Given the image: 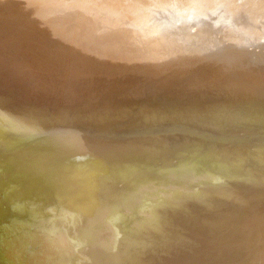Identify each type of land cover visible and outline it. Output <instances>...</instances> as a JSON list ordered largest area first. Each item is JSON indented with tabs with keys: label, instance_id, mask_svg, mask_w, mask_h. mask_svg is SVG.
<instances>
[{
	"label": "bare ground",
	"instance_id": "6f19581e",
	"mask_svg": "<svg viewBox=\"0 0 264 264\" xmlns=\"http://www.w3.org/2000/svg\"><path fill=\"white\" fill-rule=\"evenodd\" d=\"M27 1H30V4L36 5L30 9L31 11L33 9H35L34 10L35 16H38V17H42L44 15H46V16L51 15L54 17L57 16V18H56L57 23H59L61 21V18L64 19V16L60 15V12L57 13V10H59V9H57L55 7V4H53L52 2L64 1V5L66 4L68 6L69 5L72 6L70 8V10L72 8H74V11L71 13V15L68 16L67 18H65V21L68 24L72 23L71 21L73 18L75 20H77L78 23H81V22L84 23V22H86V20H88L87 19V13L92 12L93 16L91 17V19H89V23L87 21L88 31H87V33L85 32L86 36H83V37L80 36V38L77 37L78 39L77 40L75 39L76 40L75 42L69 43L65 46H60L63 44H60L58 42L57 43L56 42H54V43H43L41 48L38 49V52H39L41 58L46 59L51 64L53 63V65L57 66L56 69H58L60 71V75L63 76L62 78L64 79L66 85L69 83H71V84L73 83L74 85H77L78 90L80 89V91H81V89H82V91H83V92L81 91L79 93L80 94L79 96L82 95L81 98H83L85 95H90L91 97H93L95 99V103L93 105L87 107L86 109H83V110H87L89 112H86L85 114L80 113L78 116H71L68 114H63L60 116V114H58V112H57V116H55L56 114L47 115L46 113H44L42 111V108H41V106L43 107L42 102L45 100L44 98H46L45 101L50 100L48 97H45L48 93L46 90L53 91V92L57 91L56 92L57 98H58V96H61L65 90H67L64 88L65 85H63L62 80H60V78H58L59 74H57V73H59V71L58 70L55 71L54 69H47V71H45L42 78H40V87H41V89H44L41 91L47 92V93L46 92H44V93L41 92V93L45 94V96L41 95L39 93L38 97L35 99L34 95L33 96L31 95L36 101L30 102V104L29 103L26 104V103L21 102L19 104V106H17V105L10 106L8 104L7 100L3 101V104H5V106L7 107L6 109L3 110V113H5L3 115L8 117V119H10L13 122L14 126H16V124L19 125L20 131L18 133H15L16 136H14V138H12L11 140H4V141L2 140L3 133H0V194H3L2 200H0V205H3L4 203H6L9 200L11 190H9L7 192V191H5V188H6V186H9V183H11V187L14 188V186H15L16 188L19 189L20 192L23 191L27 195L28 199L30 200V207L29 208L31 209V213L29 215L30 217L28 219H25L21 215H14V212H12L13 213V215H12V214H10V211H5V212L0 211V264H96V262L98 261L97 257L99 256V254L102 255L101 246L106 242H107V244H109V247L107 249V253H110V255L108 256L109 258H107L103 262V264H113L114 263L113 257L119 258V261L121 263L130 262V264H131V261L133 262L135 260V258H133L134 257V249L132 247V245H133L132 241L134 240L133 237H135V236H132L133 233L130 234L129 237H127L126 234L121 236L120 233L123 234L124 231L122 230L123 232H121V230L119 231L117 229V226L119 225V223H122L123 222L122 220H124V219L125 220L131 219V221L134 222L135 226L140 228L139 229L140 231L143 229H148L150 227L152 229H154L153 230L154 234L156 233L157 240L161 244L160 248L167 251L170 254V256L173 258H176V255L178 254V251H179L178 247L180 246V243H182L179 241L180 240L179 234L182 235L186 239L185 241L188 243L187 245L190 248L198 247L199 242L197 240L198 238L195 235L197 233H194L195 232L194 228L196 229V227L193 224L194 222H191V221H194V220H192V215H193L194 210L197 209L198 207L200 208V207L206 206L208 203H217V204L223 203L228 198H230L232 200H236L237 203H239L240 199L244 195V191L246 190L245 186H244L245 190L242 189L243 186L241 187V190H243V191H241V190L240 191H237V190L233 191L232 187L228 189L227 188L228 186L227 185L225 186V184H227V183L226 182L224 183V181L222 179L223 177L220 176V174L217 175L216 174L217 172H213V171L202 172L203 175H198L199 178L204 176L207 179H213V182H211V184L209 186H213V185H215V186L219 185L220 186L221 184L222 185L224 184L225 187L221 186L222 187L221 189L213 190L212 192H209L206 190L205 191L206 195L202 199H200V198L196 199L195 198L194 199L195 201H192V203H190L188 201H187V203H185V201L183 203L178 202L177 198L184 196V194L186 195V192H188L187 195H192L193 192L195 193L194 190H196V188L191 183L192 182L191 176H190L191 173L187 169H183V168L179 169L176 176H177V178L180 179V182L183 181V182H185V185L188 186L186 192H182L183 190H181V188H180L181 183L178 180H176V181L174 180L175 184H172V185L167 183V179H170L171 175L169 174L168 171H166V173H165L161 170L163 153L166 151V148H167V147H165V143L160 139V135L163 132L162 128H159L162 130L154 132L153 137H150V138L146 137L141 141L133 142L134 144L131 146V149L134 150L133 151L134 155L131 152L130 156L125 157L126 159L123 163L118 164V165H113L111 168H108L107 170L103 171L104 173L101 172L102 170L101 171L99 170L100 168H96V167L92 168V169H87L86 171L81 168V161L83 159L82 140L84 139L85 135L90 136L93 140H95L96 146L100 147L102 144H104L103 138L106 137L105 136L106 133H104V132H107L109 134H110V132L112 133V130H115V128H118V126H120L117 124H119L118 122L121 120H123V121L126 120V121L131 122V123H136L137 121H142L144 118H146L149 120V122H150V120L153 122H157V121H160L163 118V116H165V115L166 116L167 115L172 116V114H173V115L180 116V118H181V115L183 117V114H184L183 112L188 113L187 112L188 110L190 112L189 117H192V118L188 119L187 118L188 116H186V117L184 116L185 118L180 119V120L185 119V120H189V122H190V120H192V122H193L194 121L193 115H194V118L195 117L197 118V119H195L196 120L195 122H197V125H198L199 120H200L201 124H202L203 120H206V123L208 121L210 123L215 122V123H213L214 126L216 124V125H218L217 127L219 128V124H221L222 123L221 121H223L225 119V117L227 116L226 118H227L228 122H230L231 125H232V123H233V125H235V128L233 130L234 131L237 130V135L239 134L238 130H240L239 128L238 129L236 128L237 126L242 128L240 130L241 132L245 133V131H246V134H250L248 136L250 138H251V136L253 138V136L255 134V133H253L251 135V132H250L251 130H252V132H256V134L258 132L264 133L263 131L255 130V129L259 130V128L264 127V0H240L239 3H233L232 2L233 0H125L126 3L128 2L129 4L133 2V6H136V7L135 8L132 7V9H134V11L137 15L135 13H133L132 12L133 10H131V9H129L131 11H129L128 9L125 10V8H127L129 4L127 6H125L124 9H122V8L120 9V7H122L121 3H119V6H113L112 4H110L111 2L109 0L96 1V5L95 6L92 5L91 7H83L82 4L85 0H57V1L27 0ZM86 1H89V0H86ZM150 1H152V2L150 3ZM117 2H118V0H117ZM13 3L24 5L27 2H26V0H13ZM61 4H62V2H61ZM130 5H129V8H130ZM17 6H19V5H17ZM60 6H63V4ZM23 7L25 8V6H23ZM14 8H15V6H14ZM148 9L153 10V11H151L152 14H151V12H149ZM127 10L129 12H131V14ZM6 11H9V12H6L7 15H10V13H12L13 16L15 15L13 7H7ZM60 11H62V10H60ZM126 11H127V13H126ZM143 11H145V12L147 11V14H150L151 16L153 15V19H157L158 15H160L158 17L159 18L158 20H160V22H161V17H162L161 15L164 16V14H165L166 16L167 15L170 16L169 19H167L168 26L166 25V22L164 21V23H165L164 27L165 28L163 26H158V24L160 22L157 25H152V24H151L152 26L147 25L148 29H149V27H151L152 32H154V31L162 32V30H164V33H160V34H162V36L156 35L155 32L153 34H151L152 32H149L150 33L149 37L151 35H153V36L156 35L154 40L153 41L150 40V41H152V43L154 42L153 44L155 45V48L159 47V49H157L159 52L162 51V56H160V59L158 60L157 64L162 66V68H164L165 70L176 71V69L177 70L179 69L180 70V71L178 70L179 72H181V70H183V69L186 70V68H185L186 66H184V63H186V61L181 60V58H178L175 55L172 57L173 52L174 53L176 52V49H175L176 45L178 47V44H179V47H180V43H181L180 41H184L183 46L181 45L182 47H180V49H182L184 47V43H185L186 46L184 48L187 49L189 46V48L192 49V53H190L191 55L189 53L188 54L191 57H193L194 55L198 56L199 58L202 57L203 63L207 67H210L208 69H211L212 67H214L215 63H217V60L220 58L217 55H219L221 52L220 47L222 45L226 44L225 38H227V42H228V45L226 44L227 49L228 50L233 49L231 52H229L230 54H228V57L226 59V61H228V64H229V68L237 69L240 72H242L245 80H247V81H254V80L256 82L259 81L258 83L260 84L261 87H263V90L256 92L257 93L256 96H258V97L255 99V96L254 97L252 96V92L249 93L248 91H246V89L245 90L242 89L243 91H240V92H243V95L241 94L242 98L240 99V102H239L240 104L238 103L239 105L237 104V106L234 105L232 107L231 103L236 104L237 102L232 101V99H234V98H232L230 100L227 97V92L225 91V90L228 91L227 82L225 81L226 79L224 80V84L226 82L225 87H227V88L225 90H224V88H218V90L220 89V91H218V94L220 96L217 94L216 98H215V92L216 91L214 90L213 96L210 94V92L212 93L213 92L212 91L213 86L215 87V84H213V82H214V78H215L214 76L217 77V75H214L212 73H215L216 70H215V72H213V70H212L211 73L209 72L208 74L205 73V75L200 74V73H202V71H201L200 73H197V74H196V72H195V74L193 73L194 77L196 78L195 81H193V82L197 83V84L198 83L202 84L203 88H200V89H201V91L203 89H205V90H203V93L199 92L200 89L197 90L196 92L192 91V94H190V96H189L190 98L188 97L189 100L187 98L188 101L183 99V96L184 95L186 96V94H184V95L182 94L183 95L182 99H183V101L185 100L184 103H185V106H187L186 108H189L188 110L187 109L185 110L184 106L182 107L183 110L182 109L180 110L181 106L177 107L178 110L173 108V107H172L173 109H171V110H169V109L166 110V109H163V107H161L163 104V101H161L162 103L160 104V102L158 100H157L158 106L154 105L156 102L154 104L150 105V103H147L148 101H145V103L142 102V104L145 105V106H142L140 103L141 101H139V104L141 105L140 108H141L142 112H134V114H132L134 107H131L132 106V104L130 103L131 100L122 103V101H120L122 99H118V98H117L116 102L119 101V103L116 106V108L109 107V108H106L105 110H103L107 106V103H106L107 99L110 98V96H108L107 93L112 91L111 92L112 96L115 97L116 96L115 94L119 95L118 94L119 89H120L119 85H121V84H120V82H118V80L112 81L110 84H114V85L107 87L106 85H103L102 83L97 82L99 80V78H102L101 76H104L103 74L100 75L98 73V70H100L98 67L99 66L98 61H102L104 59V61H106L107 63H111V65H113L112 64L113 61L117 62L116 64H118V65L119 64L121 65L123 63L122 65H124L126 67V69H125V75L126 76L124 75L125 76L124 78H126V79H124L126 81L125 84L128 86V88H129V86L134 87L137 84V82L140 79L139 73L141 72V69H140L141 68L140 67L141 62L143 63L144 60H146V58L145 57L141 58V56H140L141 59H144V58L145 59L143 61H139L140 59L138 60L137 56L134 55L135 53L137 55L138 52H135V48H137L136 50H138L140 44L138 47L136 44L135 48L132 45H131L132 48L130 47V49L129 48L127 49L126 47L128 45H130V44H128L129 43L128 38L129 37L132 38L130 35L128 36V34H129L128 32L130 30L129 28H131V23L133 21L132 26L137 24V23L140 24V21H142V20H139L136 17L139 14H141ZM101 12H106L107 16L103 17L104 19L97 17ZM190 12H194V15H196L195 18L199 19L198 20L199 22H201V23L203 22L202 24L198 23L200 25V28L198 27V29L200 31L197 32V34H195L196 37L193 39H191V37L188 39V37H189L188 31H191L190 32V34H191L194 30L191 28L192 26L189 27L192 30H189V28H188V31H185V30H187V29H185V28H187V27H185V24L187 25V23H184V26H183V28L185 30L174 25L175 22L178 23V22L182 21V20H180V19H182V18H180V15L185 17V14H186L187 16H190V17L193 16L194 17V15H190V14L188 15V13H190ZM208 12L214 13L213 14L214 17H206L207 15L206 16L204 15V17H203V14H206ZM145 14L146 13H144V17L147 16ZM178 14H179V17L174 16L175 19H177V20H175L173 15L177 16ZM35 16L27 15L26 12H24V13L18 15L17 17H14L13 22L21 21V22H19V24L25 25L27 28L33 30L34 32H36L38 34L44 35V34H52L54 32L58 33L59 30L56 31V29H54L52 27H50V29L48 27H46L44 29H39V26L36 25L37 23L30 22L31 20L35 19L34 18ZM141 16L143 17V15H141ZM166 16H164V17H166ZM142 17L138 16V18H140V19ZM193 17H192V20H193ZM146 18H145V20H147ZM142 19L144 20V18H142ZM149 20H150V18H149ZM196 20L194 19V21H196ZM144 24L146 25V23H144ZM147 24H149V23H147ZM195 24L198 25L197 23H194V22L192 23L193 26H195ZM41 25H43V24H41ZM142 25L143 24H141V26ZM214 25H217L219 27V30H220L218 36H216L217 38L213 36V37H208V40H207V38L205 41L202 40L204 38V37L202 38V36H204V35H201L202 34L201 29L204 28V30L209 31V29L213 28ZM138 26L141 27L140 25H138ZM153 26L156 29H154V28L152 29ZM147 27L143 26L142 28H136V30H139V29L143 30V28H147ZM27 28H21V31H25V30H27ZM148 29H147V31H148ZM196 29H197V26H196ZM9 30H11V29H9ZM136 30L134 28L133 34H134V31H136ZM144 30H143V33H144ZM183 30L186 32V34H184L185 32ZM2 31H3V29L0 27V37H2V39H3V37H4L3 35L5 32H2ZM139 31L142 32L141 30H139ZM181 31L184 32V33L182 32V34L186 35V37L188 36L187 38H184V39H188V40H183V39L179 40L178 39L179 36H181V37L183 36L180 33ZM21 33L22 32H20V34ZM139 33H137V34H139ZM194 33H196V32L194 31ZM31 34H32V32L29 31L27 36H25L24 39L20 40V41H26L25 44L23 42H19L16 44L17 40L13 39L12 42H9L12 44V46L7 47V48H13L14 47V49L15 48H16V50L18 49V52H20V50H23V52H25L26 48L31 47V45H32L31 42H35V41H29L34 36ZM240 34L242 35L241 38H240ZM135 35H136V32H135ZM142 35L144 36L145 34H141L140 37L138 38V40H141L142 44H143V39H141ZM147 37L148 36H146V38ZM132 40H135V39H132ZM177 40H179V43H177L175 45ZM240 41H242V44H240ZM0 42H2L1 38H0ZM27 42H28V44H27ZM133 42H135V41H133ZM130 43H132V42L130 41ZM5 44H7V43H1L0 48L1 49H7V48H5L6 47ZM171 44L174 45L175 47L174 46L171 47L172 46ZM144 45H145V42H144ZM192 45L194 46V48ZM148 46H150V43L148 44ZM190 46H192V48ZM248 46H252V47L257 46V47L262 48L263 51H260V53L257 52V54H253V55H251L250 51H249L250 53L247 54L248 53V51H247L246 54L240 56V48L242 49V48H245ZM151 47H152V45H151ZM179 47H178V49H179ZM131 49H133V51ZM142 49H141V51H142ZM146 49L149 50V48H147V45H146ZM153 49H154V47H153ZM64 50L65 51L70 50V51L66 52V55H63L61 53ZM147 50H145L144 53ZM257 50H259V49H257ZM149 51L151 52L152 49H150ZM183 51L188 52L186 50H183ZM120 52L123 53L124 56L120 57L119 56V55H121V54H119ZM179 52H181V51H179ZM140 53L142 54V52H140ZM150 54H154V53L152 52ZM150 54H149V56H152ZM215 54H217V55H215ZM185 55H187V54H185ZM115 56H118V57L114 58ZM147 57H148V55H147ZM152 57L154 58V56H152ZM199 58L197 59V61L199 60ZM7 60H8L7 58L6 59L1 58L0 66L7 68V63H8ZM147 60L150 61L149 59H147ZM200 60L198 62H200ZM155 63H156V61H155ZM192 63L194 64V62H192ZM144 64H146V61ZM188 64H191V62ZM30 65L31 64L26 63V65L23 64V67L26 66L29 69L31 67ZM150 66H152V65H149L148 67H150ZM160 66H159V68H160ZM200 66H199V69H200ZM206 66H205V68H206ZM226 66H227V64H226ZM145 67L147 68V65ZM195 68H196V65H195L194 69ZM30 69L35 70V67H31ZM155 69L157 70V68H155ZM194 69H192L193 72H194ZM190 70L191 69H188L187 72H189ZM120 71H123V70H120ZM150 71H151V68H150ZM174 71H173V74H174ZM203 71H204V69H203ZM1 73H3V72L1 71ZM110 73H111V71H110ZM222 73H223V71H221V74ZM7 74L9 75V73H7ZM144 74H146V73L144 72ZM175 74L177 75L178 72ZM179 74H181V73H179ZM218 74H220V73H218ZM235 74H237V73H235ZM189 75H192V74L190 73ZM223 75H224V78L229 77L230 71L228 69H226L224 71ZM171 76H173V75H171ZM73 77L75 78L74 81H73ZM187 77H186V79H187ZM166 78H165V82H166ZM147 79H149V78H147ZM156 79L154 78V80H156ZM162 79H164V78H162ZM218 79H220V78H218ZM228 79H227V81L229 82ZM181 80H180V82H181ZM185 80H184V82H186ZM233 80L234 79H232V81ZM255 81H254V83H255ZM219 82L223 83L221 80ZM117 83H119V84H117ZM157 83H158V85H160L159 82H157ZM145 84H147V83H145ZM176 84H177V82H176ZM183 84H185V83H183ZM183 84L181 82V86ZM235 84H237V83H235ZM241 84L242 85H240V86L248 85V83H245V81H244V83L241 82ZM70 85L66 86V87H68V89L69 88L71 89ZM173 85L174 86H172V87L176 86L175 83ZM177 85L180 86L179 82ZM218 85H219V83H218ZM71 86H73V85H71ZM114 86H115V88H114ZM183 86H185V85H183ZM228 86L230 88L231 84L230 85L228 84ZM112 87H113V90L110 89ZM235 87H236V85H235ZM62 88H64V89H62ZM74 88H76V87H74ZM74 88H72V90ZM161 88H164V87H161ZM187 89H188V87H187ZM230 89H232V88H230ZM230 89H229V91H230ZM237 89L235 91H237ZM62 90H64L63 93L60 92ZM146 90L149 91L148 88ZM175 90H174V92H175ZM182 90H184V89H182ZM221 90H224L225 92L221 91ZM164 91L166 92L167 90H164ZM169 91H171V90H169ZM205 91L207 94L205 93ZM58 92H60L61 94L59 95ZM126 92H127L126 96L130 97L132 94L131 90H128ZM160 92L162 93L163 91H160ZM172 92L173 91H171V93ZM65 93H66V91H65ZM69 93H71V91ZM73 93H75V92H73ZM233 93H234V90H233ZM230 94H231V92H230ZM54 95H52V96H54ZM70 95L73 96V98L75 96V94H73V95L70 94ZM70 95L68 98L71 97ZM136 95H138V94H136ZM188 95H189V93H188ZM29 96H30V94H29ZM179 96H180V93H179ZM217 96H219L220 98H217ZM251 96H252V98H251ZM23 97L25 98V95H23ZM54 97L56 98V95ZM138 97L136 99H138ZM143 97H144V95H143ZM154 97H156V96H154ZM31 98H29V99L27 98V99L30 101ZM55 98H53V99H55ZM149 98H151V97H149ZM160 98H161V96H160ZM61 99L59 101H61ZM158 99H159V97H158ZM154 100H156V98ZM23 101H24V99H23ZM55 101H54V103H55ZM176 101H177V99H176ZM178 102H179V99H178ZM41 103H42V105H41ZM80 103H82V102L80 101ZM168 103H169V101H168ZM139 104L137 103V105H139ZM173 104H175V103L172 102L171 105L173 106ZM46 105L44 106V108L46 107ZM179 105H182V104H179ZM56 106H57V104L55 103V106H53V107L55 108ZM125 107H128V108L125 109ZM49 108H51V106H49ZM38 109L40 110L39 113L37 112ZM47 110H48V107H47ZM54 111H56V110H54ZM191 112L193 114H191ZM41 113H43V114H41ZM144 113H148V114L145 116ZM93 114H94V116H93ZM223 114H225V116H223ZM178 119H177V121H178ZM126 121H124V122L127 123ZM166 121H168V119ZM166 121L165 122L163 121V123L161 121L162 124L161 123H159V124H161V125H163L164 123L166 124ZM223 122L227 123V121H225V120ZM207 124H205V125H207ZM203 125H201V126H203ZM222 125H220V126H222ZM114 126H116V127H114ZM214 126L211 128H214ZM218 128L217 129L214 128V130H219L220 128L219 129ZM225 128L227 130V128H231V127L225 126ZM173 130L174 129H172V131ZM242 130H244V131H242ZM222 131L224 132L223 129H222ZM247 132H250V133H247ZM230 133H233V132L230 131L229 134ZM262 133H260L261 136H262ZM243 135H245V134H242V136ZM235 136H236V134H235ZM239 136H240V134H239ZM242 136H240V137H242ZM246 136L247 135H245V137ZM235 138H237V137H235ZM242 138H244V137H242ZM255 138H253V139L255 140ZM262 138H264V136H262ZM253 139H251V141H253L252 144L251 143L249 144V141H248V144H246L247 143L246 141H243L242 143L245 142L246 145L244 144L245 146H243V144H242V145H240V147L243 146V148H244L248 145V149L246 148V150H248V154H250L252 156H256V157L259 156L260 159L264 160V151H260L256 148L257 145L253 144L254 142L256 143V141H254ZM258 139H259V137H258ZM242 140H240V141H242ZM245 140H247V139H245ZM257 141H259V144H260L261 143L260 141H262V139L257 140ZM261 145H264V142ZM254 146H255V148H254ZM142 149L143 150L144 149L149 150L155 154L156 164L151 163V165H150L148 162V159L146 157H143L144 155L143 156L139 155L138 151L142 150ZM260 149H261V147H260ZM100 151L98 153H100ZM102 153H100V154H102ZM109 157H111V156H109ZM96 158H99V157H96ZM100 158H102V157H100ZM259 158H257V159H259ZM109 160H111V159L109 158L108 161ZM112 160H113V157H112ZM254 160H256V159H254ZM101 161H103V160H101ZM249 161L250 160H248V162ZM180 162H181V156H174V157L172 156L170 158V160L168 161V165H170L169 167H171L172 165H179ZM252 162H253V160H252ZM255 162H257V160ZM258 162H259V160H258ZM261 163H263V162H261ZM106 165H107V163H106ZM106 165H104V167ZM147 165H150L148 169L150 170L151 173L147 172L146 176H143L144 173L142 176L139 175V173H138L139 176L135 175V174L133 175V171H132V173L130 170L128 171V169H130L129 167H132V166L133 167L138 166V167L144 168V167H147ZM246 165L248 166L247 163H246ZM250 165L251 164H249V166ZM259 165L261 166V164L258 163V165L256 167H258ZM91 166H93V165L91 164ZM124 166L126 167L127 171H126V169H124V171H122V168ZM240 168H242V167H240ZM245 168H246V166H245ZM250 168H253V167L250 166ZM254 168H255V166H254ZM117 169H121L122 172H119L118 174L114 173V170H117ZM262 170H264V169H262ZM246 171H247V169H246ZM258 171L260 172L261 170L258 168H255V171L251 170V172L249 173V177H250V174H253V175L256 174L257 176H259L256 178V182H258L259 187H261V189L264 190L263 189V186H264V179H263L264 175L263 174L264 173L261 172L262 174L260 175L257 173ZM128 172H130L131 174H129ZM241 172H243V169ZM244 173L247 174L248 172L247 173L244 172ZM229 176L231 179L234 178L233 175L232 176L229 175ZM240 176L242 178L241 181H243L244 180V177H242L243 175H240ZM226 177H228V176H226ZM254 177H256V176H253L252 178L254 179ZM237 179H236V181H237ZM249 179L252 180V183L255 181L251 178H249ZM246 180H247V178H246ZM250 180L247 181V183L248 182L250 183L251 182ZM238 181H240V180H238ZM241 181H240V183H241ZM231 182H233V181H231ZM231 182H228V183L231 184V186H232ZM244 182H246V181H244ZM256 182H255V184H256ZM262 182H263V184H262ZM104 183L108 185L107 190L102 186V184H104ZM247 183H244V185H246ZM260 184H261V186H260ZM251 185H253V184H251ZM251 185H249V186H251ZM233 186H235V183L233 184ZM255 187H258V186H254L253 188H255ZM209 188L211 189V187H209ZM253 188L251 187L252 190H253ZM239 189H240V187H239ZM247 189H248V185H247ZM252 190H250V191H252ZM257 190L258 189L252 191L253 195L255 193L254 191L257 192ZM250 191L249 192L246 191V193L247 192L250 193ZM259 191H260V189H259ZM180 194H181V196H180ZM260 194H261V192H260ZM263 195H261V196H263ZM111 197H112V199H110ZM256 197L257 196H255L254 199H257V201H258V198L260 196L258 198H256ZM247 198H248V196H247ZM258 203L260 204L259 201H258ZM263 207H264V201H263ZM18 208L21 209V207H18ZM181 208H183V209L185 208L184 209V210H186L185 214L191 215V218H186L185 216L180 218L179 213L183 212ZM212 208H213V206H212ZM215 208H217V207H215ZM42 210H43V213H41ZM158 211L163 212V214L164 213L165 214L164 215H156V212H158ZM207 212L208 211H206V213ZM201 214L199 216H201ZM212 216L214 218L216 215H212ZM212 216H210V217H212ZM194 217H196V215ZM200 218L201 219L198 218L199 225L200 224L206 225L209 222L208 220H210L208 217L203 218V219H202V217H200ZM261 220L264 224V219L261 218ZM247 221H248V219H245V222H247ZM228 222H229L228 218L227 219H221L219 226L223 227L224 225L228 224ZM245 225H246V223H244L242 226H245ZM135 226H133V227H135ZM249 228H251V227H249ZM135 229H136V227H135ZM139 230H136V231H139ZM256 230H259V229H256ZM116 231L120 232V233L115 235ZM140 231L138 232V234L140 233ZM196 231H197V229H196ZM254 232H255V229H254ZM126 233H128V232L126 231ZM129 233H131V232H129ZM249 234H248V236H246V238H249V236H251L252 232L250 235ZM135 235H136V233H135ZM245 235H247V234H245ZM255 235H257V234L255 233ZM260 235H261V233H260ZM259 237L262 240L261 236H259ZM218 238L219 237H217V240H219ZM199 240H200V238H199ZM139 243L142 244L141 242H139ZM259 243L260 242H258V244ZM216 244H218V243H216ZM225 244H227V243H225ZM254 244H255V242H254ZM261 244H262V242H261ZM136 245H138V244H136ZM253 246H255V245H253ZM256 246L254 248H256ZM233 247H234V245H233ZM258 247H260V245H258ZM222 248H223V246H222ZM187 249H188V247H186V250ZM231 249H233V248H231ZM180 250H182V248ZM259 250H261V249H259ZM259 250H257V251H259ZM252 251H253V249H252ZM231 252L234 255L233 258L235 260H237L236 261L237 263H239L240 252H243V250L240 251V245H239V247L234 248ZM250 252H251V249H250ZM250 252H249V254H250ZM158 254H160V253H158ZM255 254H257V253H255ZM224 255H225V253H224ZM248 255H245V256H248ZM260 257H261V253H260ZM260 257H259V259H260ZM180 259L181 258H179V260ZM203 259H205V258H203ZM182 260H184V259H182ZM201 261H200V264H201ZM216 261L206 262V263L207 264H226L225 263L226 261H223V262H218V260H216ZM260 261H261V259L259 260V263H260ZM245 264H247V263L245 262ZM263 264H264V261H263Z\"/></svg>",
	"mask_w": 264,
	"mask_h": 264
},
{
	"label": "rangeland",
	"instance_id": "374dc122",
	"mask_svg": "<svg viewBox=\"0 0 264 264\" xmlns=\"http://www.w3.org/2000/svg\"><path fill=\"white\" fill-rule=\"evenodd\" d=\"M52 1H57V0H52ZM96 1H99V0H89V1H86L85 0L82 5H83V7H91L92 5L95 6L96 5ZM109 1L111 2L110 4H112L113 6H119V3H121L122 7H120V9L121 8L124 9L125 6H127L129 4L128 2L126 3L125 0H118V2H117V0H109ZM26 2H27L26 4H24V5L22 4L21 5V4H14L15 2L13 3V0H0V27L3 29L2 32H5L4 35H3L4 36L3 39H2V37H0L1 38V41H2V42H0V47H1V43H7V44H5L6 45L5 48L11 47L12 44L9 43V42H12L13 39H16L17 40L16 44L19 43V42H23L25 44L26 41H20V40L24 39V37L27 36V34H28L29 31L32 32L31 35H34L29 41H35V42H31V44H32L31 47L26 48V51L25 52H23V50H20V52H18V49L16 50V48L14 49V47L13 48H7V49H1L0 48V57L1 58H5V59L6 58L8 59L7 60L8 61L7 68H4V67H1L0 66V133H3V138H2L3 141L4 140H11L12 138H14V136H16L15 133H18L20 131L19 125L16 124V126H14L13 125V122L10 119H8V117H6L5 115H3V114H5V113H3V110L7 108L5 106V104H3V101L4 100H7L8 104L10 106H14V105L19 106V104L21 102L26 103V104L27 103L30 104V102L36 101L35 99L38 97V94L39 93L41 95H44L45 96V94H43V93L47 91L48 93L46 92L47 95L45 97H48L50 100H47L48 101L47 102V101H45L46 98H44L45 100L42 102L43 103V107L41 106L42 103H41L40 106H41L42 111L44 113H46L47 115L56 114L55 116H57V112H58V114H60V116L63 115V114H68V115H71V116H78L80 113L85 114L86 112H89V111L83 110V109H86L87 107H89V106H91V105H93L95 103V99L93 97H91L90 95H85L83 98H81L82 95L79 96L80 95L79 93L82 91V89H81V91H80V89L78 90L77 85H74L73 83L72 84L69 83V84L66 85L64 79L62 78L63 76L60 75V71L58 69H56L57 66L53 65V63L51 64L48 60L41 58V56H40V54L38 52V49L41 48V46H42L43 43H54V42L57 43L58 42L60 44H63V45H60V46H65V45H67L69 43L75 42L78 39L77 37L80 38V36L81 37L86 36L85 34L88 31V29H87V27H88L87 26L88 25L87 24V21L89 23V19H91V17L93 16L92 12H88L87 13V19L88 20H86V22H84V23H82V22L81 23H78L77 20H75L73 18L72 21H71L72 23L71 24L70 23L68 24L65 21V18H67L68 16L71 15V13L74 11V8H72L70 10V8L72 6L71 5L68 6L66 4L64 5V1L52 2L53 4H55V7L57 9H59V10H57V13L60 12V15H63L64 16V19L61 18V21L59 22L60 23L59 24V23H57V20H56L57 16H55V17L54 16H51V15H48V16L44 15L42 17L35 16V14H34V10L35 9H33L32 11L30 9L33 8L36 5L35 4H30V1H27V0H26ZM61 2L63 4V6H60V5H62ZM151 2L152 1H150V3ZM232 2L233 3H239L240 0H233ZM130 4H129L130 5V8H129V5H128V7L125 8V10L126 9H128V10L131 9V10H133L132 12L135 13V11H134V9H132V7L135 8L136 6H133V2L130 3ZM17 5H19V6L21 5V6L19 7ZM14 6H15V8H14ZM23 6H25L26 9ZM7 7H13L14 13H15L14 16L12 15V13H10V15H7L6 12H9V11H6V8ZM60 10H62V11H60ZM131 10H129V11H131ZM127 11H126V13H127ZM147 11L146 12L143 11L141 14L138 15L139 17H142L141 15H143L142 18H144V20L142 18L141 19L138 18V16L137 17L135 16L137 19L142 20V21H140V24L137 23V22L136 23L138 25H140V26H141V24H143V25L141 27H139L137 24H135V25L132 26V23H133V21H132L131 28H129L130 30L128 32L129 33L128 36L130 35L132 38H130V37L128 38L129 39L128 40L129 41L128 44H130V45H128L126 48L127 49L129 48L130 49L131 45L134 46V48H135L136 44H137V47L140 44L138 50H136L137 48H135V52H138L139 54L137 53V55H136V53H135L134 55L137 56V59L138 60L140 59L139 61H143L146 58V60H144L143 63L141 62V65H140L141 72L139 73L140 79H139V81L137 82V84L134 87L129 86V88H128V86L125 84L126 81L124 79H126V78H124V77L126 76L125 75V69H126V67L124 65H122L123 63L121 65L120 64L118 65V64H116L117 62H114L113 61V63H112L113 65H111V63H107L106 61H104V59L102 61H98L97 60L98 61V64H99L98 67L100 69V70H98V73L100 75H102V74L104 75V76H101L102 78H99V80L97 82H100L103 85H106L107 87H110L111 85H114V84H110L112 81H117L118 80V82H120V84H121V85H119L120 86L119 93H118L119 95L115 94L116 96L114 97L111 94L112 91H110L109 93H107L108 96H110V98L107 99V102H106L107 103V106L103 110H105L106 108H109V107L116 108V106L119 103V101L116 102L117 98L118 99H122V100H120V101H122V103L131 100L130 101V103L132 104L131 107H134L133 108L134 110H133L132 114H134V112H142L140 106L141 105L142 106H145V105L142 104V102L145 103V101H148L147 103H150V105L151 104H154L156 102L154 104L155 106H158V101L160 102V104L162 103L161 101H163V104H162L161 107H163V109H166V110L167 109L171 110L173 108L177 109L178 106H181L180 107V110L181 109L183 110V108H182L183 106H184V109L185 110L186 109L188 110L189 108H186L187 106H185V103H184L185 100H187V98L190 96V94H192V91L196 92L200 88H203V86H202L201 83L200 84L199 83L197 84V83H194L193 82L196 79L194 77L193 73L195 74V72H196V74H197V73H200L202 71V73H200V74H202V75L204 74L205 75V73L206 74H208L209 72L211 73L212 70H213V72H215V70L217 72V73L216 72L215 73H212L214 75H217V77L214 76L215 78H214L213 84H215V87L213 86V90H212L213 91L212 92L213 94L210 92V94L212 96L214 95V90L217 92V93L215 92V98H216V95L218 94V91H220V89L218 90V88H224V90H225L227 87H228V91L227 90H225V91L227 92L228 99L231 100L232 98H234V99H232V101L237 102L236 104H232L231 103L232 107L234 105L237 106V104L240 102V99L242 98V95H243V92H240V91H243L245 89L249 93L252 92V96L253 97L255 96V99L258 97V96H256L257 95L256 92L263 90V87H261L260 84L258 83L259 81L256 82L254 80L255 83H254V81H247V80H245L242 72H240L237 69L229 68V64H228V61H226V59L228 57V54H230L229 52H231L233 49L232 50H228L227 49V47H226V44L228 45L227 38H225V43L226 44H224V45H222L220 47V49H221L220 50L221 51L220 54L219 55H217L218 53L215 54V55H217L220 58L217 60V63H215L216 66L214 65V67H212L213 69L212 68L211 69H208L210 67H207L203 63V60H202L203 58L202 57L199 58L198 56H195V55H194L195 57L194 56L191 57L190 56L191 55L190 53H192V49H190L188 45H187L188 46L187 49L184 48L186 46L185 43H184V47L182 49H180V47L183 46V42L184 41H180L182 44L180 43V47H179V44H178V47H179V49H178V47H177L176 44L179 43V40H182V39L183 40H188L190 37H191V39H193V38L196 37L195 34H197V32L200 31L198 29V27L200 28V25L199 24L201 22L198 21L199 19L195 18L196 15H194V12L188 13V15L189 14L190 15H194V17L193 16H191V17L190 16H187L186 14H185V17L182 16V15H180V18H182V19H180V18L179 19L182 20V21H180V20L179 21L181 23L180 22H178V23L175 22L174 23V25L180 27L181 29H184L183 28L184 23H187V25L185 24V27H187L185 29H187V30H185V29L184 30L185 31H188V28L192 26L191 28L194 29L192 33L194 35L192 33L190 34L191 31H188L189 32V34H188L189 37L187 36L188 39H184V38H187V37H186V35H184V34H186V32L183 30L185 33L183 31H181L180 33L184 37L183 36L182 37L179 36V38H178L179 40H177V42L175 43L176 47L174 45H172V44H171L172 46L170 45L171 47L174 46L175 49H176V52L175 53L173 52L172 57L175 55L176 57L181 58V60L186 61V63H184V66H186L185 67L186 70L183 69V70H181V72H179L180 70L178 69L179 70L178 71L176 69V71L173 70L174 71V74H173V71H167L164 68H162V66H160L159 64H157L158 63V60L160 59V56H162V51H160L161 52L160 53L157 50V49H159V47H156L155 48V45L153 44L154 42L152 43V41L154 40V38L156 37V35H161L162 36V34H160V33H164V30H162L160 28L162 30V32H160V31L159 32L154 31L156 33V35H154V36L151 35L149 37V35H150L149 32H152V31H151V27H149V29H148L147 25L148 26L157 25L160 22V20H158L159 19L158 17L160 15H158V17L156 16L157 19H153V15L151 16L150 14H147ZM151 11H153V10H149V12H151ZM24 12H26L27 15L35 16L34 17L35 19L31 20L30 22L37 23L36 25L39 26V29H44L46 27H48L50 29V27H52V28L56 29V31L59 30L58 33H55L54 32L52 34H44V35L43 34H38V33L34 32L33 30L27 28L25 25L19 24V22H21V21H19V22H17V21L13 22L14 21L13 20L14 17H17L18 15H20V14H22ZM129 13L131 14V12H129ZM144 13H146L145 15H147V16L144 17ZM151 14H152V12H151ZM213 14L214 13H209L208 12L206 14H203V17H204V15L205 16L207 15L206 17H214ZM99 15L97 16L98 18L99 17L100 18H103V17H106L107 16L106 15V12H101ZM161 16H162L161 17V22H160L161 24L159 23L158 26H163L164 27L165 26L164 21L166 22V25L168 26L167 19H169L170 16L167 15L168 16L167 17L165 14H164V16H166V17H164L163 15H161ZM174 16L175 17H179V14L177 16L176 15H173V17ZM148 17L150 18L151 21L149 20ZM175 17H174V19H175ZM192 17H193V20H192ZM145 18L147 20H145ZM194 19L195 20L197 19V20L194 21ZM175 20H177V19H175ZM193 22L194 23H197V24L199 23V24L198 25L195 24V26H193L194 25V24L192 25ZM144 23H146V25ZM147 23H149V24H147ZM41 24H43V25H41ZM143 26H146L147 27V28H143V30L145 29L147 31V29H148V31H147L148 33L145 30H144V33H143V30L142 29H139L142 32H140L139 30H136V28H142ZM196 26H197V29L198 30L196 29ZM133 27L136 30V31H134V34H133V30H134ZM217 27H218L217 25H214L213 28H210L209 29V31L211 30L210 32L207 31V30H204V28L201 29V33H202L201 35H204V36H202V38L204 37L202 40L205 41L206 38L208 40V37H213V36L216 37V36H218L220 30H219V27L218 28ZM21 28H27V30L21 31ZM153 28L156 29L154 26L152 27V29ZM191 28H189V30H192ZM9 29H11V30H9ZM194 31L196 33H194ZM20 32H22V33L20 34ZM135 32H136V35H135ZM139 32L141 34H145L144 36L143 35L141 36V39H143V44H142V41L141 40H138V38L141 35ZM154 32H152L151 34H153ZM182 32L184 34H182ZM137 33H139V34H137ZM146 36H148V37L146 38ZM241 36L242 35L240 34V38H241ZM132 39H135V40H132ZM150 40H152V41H150ZM130 41L132 43H130ZM133 41H135V42H133ZM144 42H145V45H144ZM149 43H150V46H148ZM27 44H28V42H27ZM240 44H242V41H240ZM146 45H147V48H149V50L152 49L151 52L146 49ZM151 45H152V47H151ZM192 46H190V47L192 48ZM153 47H154V49H153ZM193 48H194V46H193ZM141 49H142V51H141ZM257 49H259V50H257ZM131 50L133 51V49H131ZM145 50H147L146 51L147 53L146 52L144 53ZM183 50H186L188 52H185ZM68 51H70V50H66V51L64 50L61 54L66 55V52H68ZM179 51H181V52H179ZM247 51H248V53H247ZM249 51L251 52V55H253V54H257V52L260 53V51H263V49L260 48V47H257V46H255V47L248 46V47H245V48H242V49L240 48V56L241 55H244L246 53L249 54L250 53ZM140 52H142V54ZM152 52L154 54H150ZM119 54H121V55H119L120 57L121 56H124V54L121 53V52ZM149 54L152 55V56H154V58L152 56H149ZM185 54H187V55H185ZM147 55H148V57H147ZM140 56H141V58H143V57H145V58L144 59H141ZM116 57H118V56H115L114 58H116ZM1 58H0V60H1ZM198 58H199V60L201 59L200 62H198L199 60L197 61ZM147 59H149L151 62L148 61ZM145 61H146V64H144ZM155 61H156V63H155ZM190 62H191V64H188ZM192 62H194V64ZM26 63L31 64L30 65L31 67H35V70L34 69H30L31 67L29 69L26 66L23 67V64L26 65ZM226 64H227V66H226ZM146 65H147V68L145 67ZM149 65H152V66L148 67ZM195 65H196V68L194 69ZM159 66H160V68H159ZM199 66H200V69H199ZM205 66H206V68H205ZM150 68H151V71H150ZM155 68H157V70ZM187 68L188 69H191L189 72L192 75H189L190 73L187 72L188 71ZM47 69H54L55 71L58 70L59 71V73H57V74H59L58 75V78H60V80H62L63 85H65L64 88L67 89V90H65L66 93H65L64 90L60 91L62 93L64 91V93L61 96H58V98H57V93H56L57 91L56 92L55 91L54 92L53 91H48V90L41 91V90H44V89H41V87H40V78H42V76L44 75L45 71H47ZM192 69H194V72L192 71ZM203 69H204V71H203ZM226 69H228L230 71V76H229L230 78L229 77H227V78L225 77L224 78L223 73H224V71ZM120 70H123L124 72L123 71H120ZM1 71L3 73H1ZM110 71H111V73H110ZM221 71H223L222 74H221ZM6 72L9 73V75ZM144 72L146 74H144ZM177 72H178V74L176 75L175 73H177ZM179 73H181V74H179ZM218 73H220L223 77L220 74H218ZM235 73H237V74H235ZM171 75H173V76H171ZM186 77H187V79H186ZM147 78H149V79H147ZM154 78L155 79L157 78V79L154 80ZM162 78H164V79H162ZM165 78H166V82H165ZM218 78H220V79H218ZM227 79L229 80V82L227 81ZM232 79H234L235 81L234 80L232 81ZM74 80H75V78L73 77V81ZM180 80H181L182 84L185 83V84H183L185 86H183V85H182L183 87L181 86ZM184 80L186 82H184ZM220 80L223 83L219 82ZM224 80L227 82V87H225L226 82L224 84ZM244 81H245V83H248V85H246V86H240V85H242L241 82L244 83ZM157 82H159L160 85H158ZM176 82H177V84L179 82L180 86L177 85ZM145 83H147V84H145ZM174 83H175V85L177 87L176 86L175 87H172V86H174L173 85ZM218 83H219V85H218ZM235 83H237V84H235ZM70 84L73 85V86H71ZM117 84H119V83H117ZM228 84L229 85L231 84V87L230 88H232V89L229 88ZM69 85L71 87V89L69 88L70 90L68 89V87H66V86H69ZM235 85H236V87H235ZM74 87H76V88H74ZM161 87H164V88H161ZM187 87H188V89H187ZM64 88H62V89H64ZM72 88H74L75 90L74 89L72 90ZM114 88H115V86H114ZM147 88H148L149 91L146 90ZM110 89L113 90V87L110 88ZM182 89H184V90H182ZM229 89H230V91H229ZM236 89H237V91H235ZM128 90H131V92H132V94H131L130 97L126 96L127 95V92L126 91H128ZM164 90H167V91L165 92ZM169 90H171L173 92L171 93V91H169ZM174 90H175V92H174ZM203 90H205V89H203ZM203 90L201 91V89H200L199 92H202L203 93ZM224 90H221V91H224ZM233 90H234V93H233ZM70 91H71V93H69ZM160 91H163V92L161 93ZM41 92H43V93H41ZM60 92H58L59 95L61 94ZM73 92H75V93H73ZM230 92H231V94H230ZM179 93H180V96H179ZM188 93H189V95H188ZM205 93H206V91H205ZM29 94H30V96H29ZM51 94L52 95L55 94L56 95V98L54 97L55 95L52 96ZM70 94H72V95L75 94L74 98ZM136 94H138V95H136ZM182 94L183 95L186 94V96L185 95L183 96ZM23 95H25V98L23 97ZM31 95L32 96L34 95V98L35 99ZM69 95L73 99L71 97H70L71 99L68 98ZM143 95H144V97H143ZM154 96H156V97H154ZM160 96H161V98H160ZM182 96H183V99H185L184 101L182 99ZM219 96H217V98H220ZM252 96H251V98H252ZM137 97H138V99H136ZM149 97H151V98H149ZM158 97H159L160 100L158 99ZM22 98L24 99V101H23ZM27 98L28 99L31 98L30 101ZM53 98H55V99H53ZM59 98L60 99L62 98L61 101H59L60 100ZM155 98H156V100H154ZM189 98H188V100H189ZM176 99H177V101H176ZM178 99H179V102H178ZM53 100L54 101L56 100L55 103L57 104L58 107L57 106L55 108L53 107V106H55V103H54ZM64 100L65 101L67 100V101L65 102ZM80 101L82 103H80ZM139 101H141L140 102L141 105L139 104ZM168 101H169V103H168ZM172 102H174L175 104L177 103V104L176 105L173 104V106H172L171 105ZM137 103L139 105H137ZM178 103L179 104H182V105H179ZM45 105H46V107L44 108ZM49 106H51V108H49ZM47 107H48V110H47ZM127 108L128 107H125V109H127ZM54 110H56V111H54ZM37 112L39 113L40 110L38 109ZM187 112L188 113L183 112L185 115L183 114V117L181 115V118H180V116L173 115V114H172V116L171 115H167V116L165 115V116H163V118L160 121H157V122H153L151 120L149 122V120L146 119V118H144L142 121H137L136 120L137 121L136 123H131V122H128V121L124 120V121H126L128 123L127 124L123 120H121V121L118 122L119 124L116 123L117 125H120V126H118V128H115V130H112V133L110 132V134H109L107 132H104V133H106L105 134L106 137H104L105 139L103 138L104 144H102L100 147L96 146L95 140H93L90 136H86L85 135L84 136V139L82 140V150H83V154L82 155H83V159L81 161V168L86 171L87 169H92V168H95L96 167V168H100L99 170L100 171L102 170L101 172L104 173L103 171L107 170L108 168H111L113 165H118V164L123 163L125 161V159H126L125 157L130 156L131 155V152L133 153L134 150L131 149V146L134 144L133 142L141 141V140H143L146 137H148V138L153 137L154 136V132H157V131H160V130L163 129L162 130L163 132L160 135V139L165 143V147H167V148H166V151L163 153V159H162V163H161V167H162L161 170L163 172H165V173H166V171H168L169 174L171 175L170 179H167V183L170 184V185L175 184L174 183V180L175 181L178 180L180 182V179L177 178L176 175H177L179 169L180 168H183V169H187L191 173V175H190L191 176V181H192L191 183L196 188V190H194L195 193L193 192L192 195H187L188 192H186V191H187L188 186L185 185V182L181 181L180 182L181 183L180 188H181V190H183L182 192H186V195L184 194V196L177 198V201L178 202H182L183 203L185 201V203H187V201H188V202L192 203V201H195L194 200L195 198L196 199H198V198L202 199L206 195L205 194L206 193L205 192L206 190L209 191V192H212L213 190L221 189L222 187H225L226 185L228 186L227 187L228 189L232 187L233 188L232 189L233 191H236V190L237 191H240L242 186H243L242 189L243 190L246 189V190L244 191V195L240 199L239 203H237L236 200H232V199L228 198L223 203H218V204L217 203H208L206 206H203V207H200V208L198 207L199 209L198 208L195 209L194 212H193V215H192V220H194V221H191V222H194L193 224H194V226L197 229V231H196V229L193 227L194 230H195L194 233H197L195 235L198 238L197 240L199 242V246L198 247H192V248H190L187 245L188 243L185 241L186 239L182 235L179 234V239H180L179 241L182 242V243H180V246L178 247L179 248V251H178V254L176 255V258L171 257L170 254L167 251H165L164 249H161L160 248L161 244L157 240L156 233L154 234V231H153L154 229H152L150 227L148 229L141 230L142 231L141 232L139 230L140 228H138L137 226H135L134 222H132L131 219H127V220L124 219V220H122L123 221L122 222L123 224L122 223H119V225L117 226V229L119 231L121 230V232H123V231L124 232L122 234L120 232H117L118 230L116 229L117 231H116L115 235H117V234L120 233L121 236L124 235V234H126V236L129 237L130 234H132V233L134 234V235L132 234V236H135V237H133L134 240L132 241L133 242L132 247L134 249V257L133 258H135V260L133 262L131 261V264H141V263L142 264H200V261L201 260H202L201 261V264H207L206 262H214L216 260H218V262L226 261L225 262L226 264H228V263L229 264H236L237 263L236 262L237 260H235L233 258L234 255L232 254L231 251L234 248L239 247V245H240V251L243 250V252H240V260H239V263H237V264H241V263L242 264H245V262L247 264H263V261H264V250H263L264 249V245H263L264 244V241H263L264 240V224H263L261 218L264 219V207H263V201H264V199H263L264 198V195L263 194H264V190H262L261 187H259V183L256 182V178L259 177V176H257L256 174H254V175L253 174H250V177H249V173L251 172V170L252 171H255V168H258V169L261 170L260 172L259 171L257 172L258 174L261 175L262 173H264V170H262V169H264V160L260 159L259 156L256 157V156H252V155L248 154V150H246V148L248 149V145L246 147H244L245 149L243 148V146H245L246 144H248V141H249V144L250 143L252 144L253 141H251V139H253V138L256 137L255 140L254 139L253 140L256 141V143L257 142L258 143L256 144L254 142L253 144L257 145L256 148L258 150L264 151L263 150L264 149V145H261L264 142V138H262V136H264V133L258 132L256 134V132H252V130H251L250 131L251 132V135L253 133H255L257 136L254 134L253 138H252V136L250 138V137H248L250 134H246V131H245V133L244 132H241L240 130L242 128H240V127L237 126L236 128L237 129L238 128L240 129V130H238L240 136H242V134L247 135L246 137H245V135H243L242 137H244V138H242V137L239 136V134L237 135V130L236 131L233 130L235 128V125H233V123L231 125V123L228 122V120L226 118L227 116L224 119L225 121H227V123L226 122H223L224 121L223 120V121H221L222 123L219 124V128L221 130L217 127L218 125L215 124V126H214L213 123H215V122L210 123L208 121L207 122L209 124L208 125L206 123V120H203L202 121V124H201V122L199 120L198 125H197V122H195L196 121L195 119H197V118L196 117L194 118V115H193V119H194L193 122H192V120H190V122H189V120H185V119H184L185 121L184 120H180V119L185 118L186 116H188L187 117L188 119L189 118L190 119L192 118V117H189L190 116L189 110ZM41 114H43V113H41ZM144 114L146 116L148 113H144ZM191 114H193V113L191 112ZM93 116H94V114H93ZM223 116H225V114H223ZM167 119H168V121H166ZM177 119H178V121H177ZM161 121H162V123H163V121L164 122L166 121V124L164 123L163 125H161L162 124ZM159 123H161V124H159ZM200 124L201 125L204 124V125L201 126ZM205 124H207V125H205ZM220 125H222V126H220ZM213 126H214L215 129L218 128L219 130H214V128H211ZM225 126L226 127H231V128H227V130H228L227 131L226 128H225ZM114 127H116V126H114ZM159 128H162V129H159ZM172 129H174V130L172 131ZM222 129L224 130V132L222 131ZM255 130H257V131H263L264 132V127L259 128V130L258 129H255ZM230 131L233 132V133H230L229 134ZM242 131H244V130H242ZM250 132H247V133H250ZM234 133L236 134V136H235ZM260 133H262V136H261ZM235 137H237V138H235ZM258 137H259V139H258ZM245 139H247V140H245ZM260 139H262V141H260L261 143L259 144V141H257V140H260ZM240 140H242V141H240ZM243 141H246L247 143L246 144H245V142L242 143ZM242 144H243V146L240 147V145H242ZM260 147H261V149H260ZM254 148H255V146H254ZM99 151H100V153H102V152L104 153L105 152L106 154L105 153L104 154L103 153L100 154V153H98ZM138 152H139V155L140 156H143L144 155L143 157H146L148 159V162H149L150 165H151V163L152 164H156V156H155L154 153H152L149 150H145V149L144 150L143 149L142 150H139ZM108 155L111 156V157H109ZM133 155H134V153H133ZM172 156L173 157L174 156H181V162L179 163V165H172L171 167H169L170 165H168V161L170 160V158ZM96 157H99V158H96ZM100 157H102L103 159L100 158ZM112 157H113V160H112ZM107 158L108 159L110 158L111 160L108 161ZM257 158H259V159H257ZM100 159L103 160V161H101ZM254 159H256L257 162H255L256 160H254ZM248 160H250L251 162L249 161L250 162L249 163ZM252 160H253L254 163L252 162ZM258 160H259V162H258ZM261 162H263V163H261ZM106 163H107V165H106ZM246 163L248 164V166L246 165ZM258 163L261 164V166L259 165L258 167H256L258 165ZM91 164L93 166H91ZM249 164H251L250 166L253 167V168H250ZM104 165H106V166L104 167ZM150 165H147V167H144V168L143 167H138V166H136V167L135 166L134 167L132 166V167H129L130 169H128V171L130 170L131 173L133 171V175L134 174L135 175H138V173H139V175L142 176L143 173H144L143 176H146V173L147 172L148 173H151L150 170L148 169ZM245 166H246V168H245ZM254 166H255V168H254ZM240 167H242V168H240ZM124 169H126L125 166L122 168V171H124ZM242 169H243V172H241ZM246 169H247V171H246ZM122 171H121V169H117V170H114V173L118 174L119 172H122ZM126 171H127V169H126ZM209 171L217 172L216 173L217 175L220 174V176L223 177L222 179H223L224 183L226 182L227 184H225V186H224V184L223 185L221 184L220 186L219 185H217V186H215V185L209 186L211 184V182H213V179H207L204 176H202L200 178L198 177V175H203L202 172H209ZM244 172H246V173L248 172V173L245 174ZM128 173L131 174L130 172H128ZM229 175H231V176L233 175L234 178L231 179ZM240 175H243L242 176V177H244V180L243 181H241L242 178H241ZM226 176H228V177H226ZM253 176H256V177H254V179H253L252 178ZM246 178H247V180H246ZM249 178H251V179H253L255 181L252 183V180H250ZM236 179H237V181H236ZM248 179L251 181L250 183L253 184V185H251L249 182H248L249 184L247 183V181H249ZM238 180H240L241 183ZM231 181H233V182H231ZM244 181H246V182H244ZM228 182H231L232 183V186ZM255 182H256V184H255ZM234 183H235V186H233ZM244 183H247V184L244 185ZM262 184H263V182H262ZM247 185H248V189H247ZM249 185H251V186H249ZM102 186L106 190L108 189L107 188L108 187L107 184L104 183V184H102ZM244 186H245V189H244ZM254 186H258V187L253 188ZM260 186H261V184H260ZM209 187H211V189ZM239 187H240V189H239ZM251 187L253 188V190L258 189L257 192L254 191L255 192L254 195H253V192H252L253 190L251 189ZM12 188L13 187H11V183H9V186H6L5 191L8 192L9 190H11V194L9 196V200L7 201L8 203L6 202L7 204L4 203L3 205H0V211H2V212L10 211V214H12V215H13L12 212H14V215H21L25 219H28L30 217L29 215L31 213V209L29 208L30 207V200L28 199L27 195L23 191L20 192L19 189L16 188L15 186H14L15 189L14 188L12 189ZM259 189H260V191H259ZM263 189H264V186H263ZM243 190H241V191H243ZM250 190H252V191H250ZM246 191H248V192L250 191V193H248V192L246 193ZM260 192H261V194H260ZM2 195L3 194H0V200H2ZM261 195H263V196H261ZM180 196H181V194H180ZM247 196H248V198H247ZM255 196H257L256 198H258L260 196L258 198V201L260 202V204L258 203L257 199H254ZM110 199H112V197ZM212 206H213V208H212ZM18 207H21V209H19ZM215 207H217V208H215ZM181 209H182L183 212L179 213V217L180 218L181 217H184V216L186 218H191V215L185 214L186 213V210H184L185 208L184 209L181 208ZM206 211H208V212L206 213ZM41 213H43V210H42ZM164 214H163V212H160V211L156 212V215H164ZM200 214H201V216H199ZM195 215H196V217H194ZM212 215H216V216L213 218ZM210 216H212V217H210ZM200 217H202V219L208 217L210 219V220H208L209 222L207 221L208 224H206V225L205 224H200L199 225L198 218L201 219ZM227 218L229 220L228 224L224 225L223 227L222 226H219L220 220L221 219H227ZM245 219H248V221L245 222ZM244 223H246V225L245 226H242ZM132 225L135 226L136 229ZM249 227H251V228H249ZM254 229H255V232H254ZM256 229H259V230H256ZM136 230H139L140 233L138 234L139 231H136ZM126 231L128 233H126ZM133 231L136 233V235H135V233ZM250 231L252 232V234H251ZM129 232H131V233H129ZM244 233L247 234V235H245ZM249 233L251 234V236H249V238H246V236H248ZM255 233L257 235H255ZM260 233H261V235H260ZM259 236H261L262 240L260 239ZM217 237H219L218 239L220 241L217 240ZM199 238H200V240H199ZM139 242H141L142 244H140ZM254 242H255V244H254ZM258 242H260V243L258 244ZM261 242H262V244H261ZM216 243H218V244H216ZM225 243H227V244H225ZM136 244H138V245H136ZM233 245H234V247H233ZM253 245H255V246L257 245L256 248H254L255 246H253ZM258 245H260V247H258ZM222 246H223V248H222ZM108 247H109V244H107V242L104 243L101 246L102 255L99 254V256L97 257V260L98 261L96 262V264H103V262L107 258H109L108 256L110 255V253H107ZM186 247H188V249L189 248L190 249L189 250L188 249L186 250ZM181 248H182V250H180ZM231 248H233V249H231ZM250 249H251V252H250ZM252 249H253L254 252L252 251ZM259 249H261V250H259ZM257 250H259V251H257ZM249 252H250V254H249ZM158 253H160V254H158ZM224 253H225V255H224ZM255 253H257V254H255ZM260 253H261V257H260ZM245 255H248V256H245ZM259 257L261 259L260 263H259V260H260ZM179 258H181V259L179 260ZM203 258H205V259H203ZM182 259H184V260H182ZM113 260H114L113 261L114 262L113 264H128V263L130 264V262L121 263L119 261V258H116V257H113Z\"/></svg>",
	"mask_w": 264,
	"mask_h": 264
}]
</instances>
